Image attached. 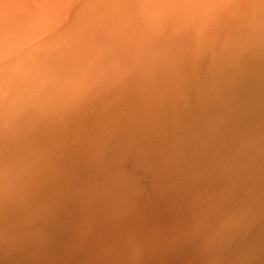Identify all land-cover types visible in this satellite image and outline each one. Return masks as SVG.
Masks as SVG:
<instances>
[{
  "label": "bare ground",
  "instance_id": "1",
  "mask_svg": "<svg viewBox=\"0 0 264 264\" xmlns=\"http://www.w3.org/2000/svg\"><path fill=\"white\" fill-rule=\"evenodd\" d=\"M0 264H264V0H0Z\"/></svg>",
  "mask_w": 264,
  "mask_h": 264
},
{
  "label": "clouds",
  "instance_id": "2",
  "mask_svg": "<svg viewBox=\"0 0 264 264\" xmlns=\"http://www.w3.org/2000/svg\"><path fill=\"white\" fill-rule=\"evenodd\" d=\"M90 48L91 45L86 46L82 54L87 55ZM73 71H74V64L71 59L66 60L64 62H52L50 64L46 63L30 71V73L27 74L26 77L19 74L15 76H10L7 70H4L3 72L4 89H5L4 96L6 101L4 106V112H5L6 122L9 112L7 98L10 92L14 93L16 97L19 98L27 92V90L32 86V84L35 81L42 80L44 75L48 73H52L54 77H60V76L70 75L73 73Z\"/></svg>",
  "mask_w": 264,
  "mask_h": 264
}]
</instances>
